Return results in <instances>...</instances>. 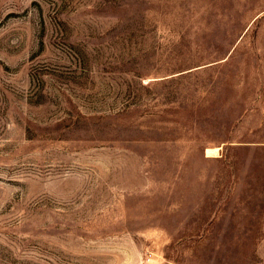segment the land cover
<instances>
[{"label": "rangeland", "instance_id": "1", "mask_svg": "<svg viewBox=\"0 0 264 264\" xmlns=\"http://www.w3.org/2000/svg\"><path fill=\"white\" fill-rule=\"evenodd\" d=\"M0 264H264V0H0Z\"/></svg>", "mask_w": 264, "mask_h": 264}]
</instances>
